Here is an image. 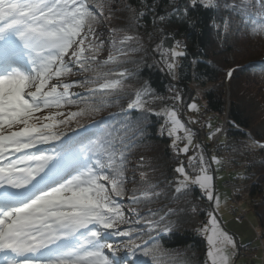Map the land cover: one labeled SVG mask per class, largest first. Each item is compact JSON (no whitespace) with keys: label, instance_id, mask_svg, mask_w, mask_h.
<instances>
[{"label":"snow or ice","instance_id":"6c2138e0","mask_svg":"<svg viewBox=\"0 0 264 264\" xmlns=\"http://www.w3.org/2000/svg\"><path fill=\"white\" fill-rule=\"evenodd\" d=\"M143 9L129 6L131 15L125 17L122 27L109 26L108 34L102 35L103 25L114 18L117 0H0V257L2 264H120L115 257L121 247L128 254L140 249L142 255L150 257L157 250L161 233L173 230L172 217L179 211L172 206L151 208L148 205L159 199L157 185L150 184L140 173L145 187L134 189L128 195L127 184L135 183L126 175L134 139L114 145L110 140L91 141L83 144L81 139L67 138L66 131H75L72 122L90 114L104 111L110 97L123 98L124 81L132 75L127 69L117 67L99 71L102 66L116 64L118 57L111 53L102 58L101 53L109 45L117 49L119 56H126L132 44H140L136 30L148 11L154 6L142 0ZM264 7V0H259ZM170 12L155 15L154 19L165 22L172 16L189 22L196 21L191 11L197 8H218V0H169ZM228 11H244L249 5L240 0H225ZM252 27L254 32L264 33V19ZM230 18L213 26L224 30L230 28ZM164 32V29H161ZM13 33L18 44H3L5 35ZM117 33H123L118 36ZM131 33V34H130ZM155 52L163 65L161 70L172 78L183 71L180 60L187 57L186 45L175 39L174 34L158 38ZM172 43L165 46L168 41ZM131 48V51H135ZM26 52L24 57L22 53ZM26 61V62H25ZM198 63L197 60L192 61ZM30 66V67H29ZM75 68V71H74ZM236 69L229 68L228 79ZM92 72L89 77L85 75ZM64 77H76L66 81ZM52 81H55L54 83ZM145 82L127 103V111L121 123L128 122L131 114L140 113L136 125L140 134L146 132V122L153 115H163L167 134L174 137L173 148L187 154L192 143V132L179 119L174 108L156 111L147 107L145 97L153 96ZM181 100L179 94L173 97ZM84 107H80V105ZM66 106H76V111H62ZM189 110H198L195 102ZM44 109H56L48 115L34 116ZM112 115V114H110ZM59 118V119H57ZM195 123V121H191ZM91 125L102 120L91 119ZM211 127V125H208ZM77 128H85L77 123ZM165 131L161 126L160 133ZM179 131L186 133L187 143L177 148ZM223 129L217 127L209 139ZM264 140V137H262ZM262 140L251 139L248 147L264 151ZM59 142L51 153L32 152L38 145ZM79 144L77 149L75 145ZM199 156L188 157V165L196 162L199 174L194 177L186 172L181 162L174 169L179 174L175 180V193L187 194L191 186H197L208 201L219 207V198L214 194V177L209 174L211 165L206 162L204 148ZM100 149V151H97ZM19 154V155H17ZM15 157V158H12ZM142 161V157L140 158ZM212 163L220 160L211 156ZM195 170V169H194ZM182 177V179H181ZM137 192L139 194H137ZM127 196L131 205L127 211L135 217L125 215L120 200ZM179 197H177L178 199ZM195 214L199 210L192 207ZM208 221L199 229L207 235L208 257L211 264H230V248L237 247L231 235L224 231L212 211ZM143 223V228L137 225ZM120 225H127L121 228ZM121 238L114 244L111 238ZM140 264H144L140 261Z\"/></svg>","mask_w":264,"mask_h":264},{"label":"trees","instance_id":"16d2710c","mask_svg":"<svg viewBox=\"0 0 264 264\" xmlns=\"http://www.w3.org/2000/svg\"><path fill=\"white\" fill-rule=\"evenodd\" d=\"M228 2L231 3L232 0ZM236 2L239 3L240 0ZM243 2L249 5L244 11L226 10L225 0H218V8L194 9L191 15L196 21V26L193 27L189 22L175 16L165 22L154 19L155 15L171 11L169 0H147L148 4L154 6L155 11H148L140 21L141 27L136 30L140 44H132L126 56H119V45L116 48L111 46L112 53L118 57L117 63L98 69L106 71L108 68L121 67L132 74L124 81V92L120 93L123 98L116 100L110 97L101 113L73 121L72 127L75 131L63 127L60 129L66 131L69 140L83 138L85 145L89 140L108 139L114 145L120 146L122 141L127 143L129 138H133L135 146L129 154L130 165L126 175L129 177L134 173L135 183L127 184L128 195H131L134 189L145 187L140 176L143 172L147 181L157 185V191L161 193L159 199L148 207L172 206L179 209L177 215L172 217L173 221L178 223L171 232L159 235L158 244L153 246L157 249L153 255L145 257L141 250L137 249L135 254H131L127 264H140V261L144 264H210L207 255L208 243L204 233L199 231L209 219V201L201 189L194 185L187 194L182 195L174 191L175 180L179 176L174 169L179 163L185 165L188 173L199 174L195 161L192 166L188 165V157L193 156V152L178 153L172 146L173 138L166 133H160L161 126L165 124L163 115L151 116L146 122L147 130L143 135L136 125V118L140 113H130L128 122L121 123L124 117L120 113L127 111V103L135 98V91L142 88L145 82L154 94L145 97V100L160 98L164 103L170 104L179 101L173 99L179 94L184 104L183 118L186 114L196 115L193 110H189L188 105L203 99L202 110L195 117L197 119H192L195 123L191 122L190 126L200 131V138L205 147H213V138L209 139V134L226 123L227 133L220 139L214 152L220 156L225 154L229 169L235 174L233 179L247 184L239 191L238 200L256 216L258 232L264 242V151L248 147L251 139L262 140L264 137V91L259 92L257 86L248 82L249 76L257 79L264 77V64L254 65L264 59V33L254 32L252 27H248L249 23L256 27V22L264 19V7L259 0ZM129 6L144 10L142 0H119L116 4L119 11L114 13L110 25L106 24L107 28L124 26V18L131 15L126 10ZM229 18L231 24L228 30L213 26V20L216 24H221L222 20ZM161 29L165 31L162 32ZM168 33L174 34L175 39L187 46V57L180 60L184 66L183 71H177L175 79L161 70L163 65L159 63L160 56L155 52L158 38L162 39ZM117 35L122 36L123 33ZM171 43L169 40L165 46ZM131 48L136 50L131 51ZM193 60L198 63L193 64ZM229 68L236 69L231 79L226 76ZM85 75L91 77L93 73ZM198 90L199 96L196 95ZM80 107L84 105L81 104ZM76 110V106H66L62 109L66 113ZM91 119L102 120V123L93 126ZM77 123L84 124L86 129L77 128ZM45 145H55L58 148L59 142L41 144L31 151H41ZM79 146L75 145L77 149ZM42 152L51 153L47 150ZM120 203L144 210L143 205H131L127 196L121 199ZM192 207L199 211L194 214ZM137 227L143 228L144 225L140 223Z\"/></svg>","mask_w":264,"mask_h":264},{"label":"rangeland","instance_id":"374dc122","mask_svg":"<svg viewBox=\"0 0 264 264\" xmlns=\"http://www.w3.org/2000/svg\"><path fill=\"white\" fill-rule=\"evenodd\" d=\"M119 0H117L118 3ZM116 3V4H117ZM116 6V5H115ZM103 27V32L101 33L102 35H107L108 34V28L106 25L101 26ZM3 44L8 45V44H18V38L13 34V33H9L7 35H5L4 37V41ZM111 45H109L107 47V49L105 51H103L101 53L102 58H107V56L109 55V53L111 52ZM260 63L264 64V59L260 60ZM76 77H64L63 79H65L66 81H71L72 79H75ZM53 83L55 81H52ZM250 85H254L257 86L258 91L260 92L261 90L264 91V77L262 79H257L255 77L249 76V80H248ZM198 93H200V90H198V92L196 93L197 96ZM183 99L179 100L178 102H175L176 106L170 105L169 103H164L163 99L160 98H150L149 100H145L147 102V104H149L148 107L151 108H157L155 109L156 111H162L163 109H171L174 108L175 111L177 112V115L179 117V119L184 123L185 127L195 131L197 133L196 137L194 134H192V143L191 145H189V152H193V156H199L200 154V149L197 148V145H202L204 148V156H205V160L206 162H208L211 167L209 169V174L213 175L214 180V187H215V195L219 198V207L218 209L215 206V203L213 201H209V204L211 206V211L213 212L214 215L217 216V219L219 221V225L220 227L226 231L229 235H231L233 237V239L236 242L237 247L232 249L230 248L229 251L231 252V259H230V264H264V251H262L259 247V244L255 241V239L257 238V235L259 234L258 232V226H257V218L256 216L251 212L249 215L248 220L246 221H240L237 220V218L232 217L229 214V209L231 206V193L230 191H228L227 189L224 188V182L230 177L232 180L238 182L237 180L233 179V177L235 176L234 172L232 170L229 169L228 174L226 172H224L222 170V166L223 163L225 161V159L223 158V156H220L218 154H216L215 152L212 154V156H215L217 159L220 160V164H216V163H212L210 160V155L208 154V150L205 151V147L204 144H201V134L200 131L191 127L190 123L192 121V119H194L195 117H197L198 113L200 110H202V106H203V99L199 102V101H193L197 104L198 106V110H193V112L196 113V115H190V114H186V117L183 118L182 116V111H183ZM182 101V102H181ZM192 102V103H193ZM179 105V106H177ZM56 110L54 109H44L42 110V112H38V113H34V116H40L41 118H43V116L48 115L49 112H55ZM59 119V118H57ZM166 119V118H165ZM197 119V118H195ZM170 127V125L164 124V128L165 131L164 133L167 134V128ZM168 135V134H167ZM185 135L186 133L184 131H179L177 133V136L180 137V139L176 140V145L177 148H182L186 143L187 140L185 139ZM200 141H199V138ZM174 140V137H172ZM198 138V140H197ZM44 148H47L48 150L52 151V146L50 145H45ZM188 152V153H189ZM19 155V154H17ZM227 163H228V158L225 155ZM15 158V157H12ZM187 172V171H186ZM188 173V172H187ZM189 176L194 177L195 174H190L188 173ZM198 175V174H197ZM130 178H132V176H130ZM182 179V177H181ZM241 183V180L240 182ZM240 204L246 208L247 206L244 205L241 201H239ZM125 209V215L129 216L130 219H135L134 216H132L127 209L129 208L128 206H123ZM250 212V210H249ZM121 228L127 227V225H120ZM205 235V238L207 240V235ZM112 242L114 244H120L121 243V238L119 237H114L111 238ZM208 243V242H207ZM238 245L245 247L247 245H252L254 248L257 249L258 252V259H253V260H241V259H237V249H238ZM209 244H208V250H209ZM111 258L113 259H118L120 260V264H127V261H129V258L131 256V254H128L126 252V250H124L121 247V251L117 254V256L113 257L112 253H107ZM209 262L211 264V259L208 257ZM132 264V263H130Z\"/></svg>","mask_w":264,"mask_h":264},{"label":"built area","instance_id":"2783aa9c","mask_svg":"<svg viewBox=\"0 0 264 264\" xmlns=\"http://www.w3.org/2000/svg\"><path fill=\"white\" fill-rule=\"evenodd\" d=\"M171 105L176 106L175 103L171 104ZM177 106H179V105H177ZM187 129H189V128L187 127ZM222 129H223V133L222 134H217L213 138L214 147L218 145V143L220 141V138L223 137L226 134V132H227L226 123L223 124ZM191 132L195 136L197 135V133L195 131L192 130ZM199 141H200V138H199ZM208 154L210 155V157L212 156L211 150L208 151ZM222 170L228 174L229 168H228V164H227L226 159H225V161L223 163ZM223 185H224V188L227 189L228 191H230V193H231V206H230V209H229V214L232 217H235V218H237V220H240V221L248 220L250 212H249L248 209L244 208L240 204V202L238 200L239 191L244 189L247 186V184L243 185V183L235 182L234 180H232L229 177L224 182ZM255 241L259 244L260 249L262 251H264V242H263V239L260 237L259 234L257 235V238L255 239ZM237 254H238V256H239V258L241 260H253V259H258V257H259L257 249L254 248L252 245H247L244 248H238L237 249Z\"/></svg>","mask_w":264,"mask_h":264},{"label":"bare ground","instance_id":"6f19581e","mask_svg":"<svg viewBox=\"0 0 264 264\" xmlns=\"http://www.w3.org/2000/svg\"><path fill=\"white\" fill-rule=\"evenodd\" d=\"M129 177H130V176H129ZM243 185H245V184L243 183ZM236 255H237V259H240L237 253H236Z\"/></svg>","mask_w":264,"mask_h":264},{"label":"water","instance_id":"95a60500","mask_svg":"<svg viewBox=\"0 0 264 264\" xmlns=\"http://www.w3.org/2000/svg\"><path fill=\"white\" fill-rule=\"evenodd\" d=\"M258 64H260V61H259V62H257V63H254V65H258Z\"/></svg>","mask_w":264,"mask_h":264}]
</instances>
